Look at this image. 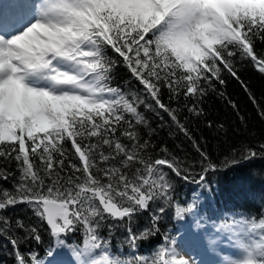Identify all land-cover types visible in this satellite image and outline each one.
I'll return each mask as SVG.
<instances>
[{
  "label": "snow or ice",
  "instance_id": "6c2138e0",
  "mask_svg": "<svg viewBox=\"0 0 264 264\" xmlns=\"http://www.w3.org/2000/svg\"><path fill=\"white\" fill-rule=\"evenodd\" d=\"M19 7L26 17L18 26L0 12V181L12 184L0 185V250L11 245L15 264H205L182 250L207 239L233 250L237 258L223 256V264H264V215L204 216L195 191L191 202L175 200L172 176L212 191L207 177L221 164L162 98L167 89L169 100L195 101L184 107L198 117L203 97L231 77L264 119L234 63L238 55L264 75L256 47L264 43V0H19ZM118 66L142 93L113 86ZM141 105L166 114L191 141L196 175L167 147L154 156L151 141L141 142L136 126L148 125ZM256 157H264V143L259 151L243 146L242 160ZM13 162L19 176L8 170ZM239 163L226 157L223 166ZM21 205L55 240L43 258L22 250L42 242L39 225L7 214ZM167 209L185 222L187 235L165 234L144 254ZM144 213L149 223L140 230L135 224ZM189 217L201 232L191 231ZM121 230L116 246L113 232ZM78 233L82 243L69 244Z\"/></svg>",
  "mask_w": 264,
  "mask_h": 264
},
{
  "label": "trees",
  "instance_id": "16d2710c",
  "mask_svg": "<svg viewBox=\"0 0 264 264\" xmlns=\"http://www.w3.org/2000/svg\"><path fill=\"white\" fill-rule=\"evenodd\" d=\"M256 47L259 53H264V43L257 41ZM108 54L112 55L110 51ZM234 63L241 80L248 85L260 108L264 109V75H261L250 62L241 60L238 55ZM113 86H119L129 92L142 93V87L132 79L123 66L117 67ZM216 89L217 91L209 90L199 103L198 106L203 109V114L198 117L189 113L184 107L185 104L191 106L195 101H186L183 96L179 100H169L167 89H164L162 93L163 101L172 108L178 109V117L188 128L191 136L205 147L217 163L221 164L219 172L210 173L207 177L212 191L202 190L190 182L172 176L176 189L173 195L176 201L191 202L195 191L200 195L201 203L204 205L201 213L204 216L212 213H228L229 215L240 213L259 218L264 215V157L245 161L241 159V155L243 146L253 147L259 151V144L264 143V119L260 117L248 94L236 80L228 77L226 85L217 84ZM221 91L224 96L218 94ZM145 99L147 102H151L150 98L145 97ZM229 100L235 102L238 109H233L228 103ZM139 110L148 121L147 126H136V130L141 136V142L145 139L151 141L155 149L154 156L161 154V148L167 147L170 153L183 159L185 163L191 164L192 175H196L200 170L196 163L199 157L192 148L191 141L178 131L166 114L160 113L158 116L156 112L149 110L144 105H141ZM210 121L212 127L208 126ZM219 125H223V129H220ZM65 149L70 154L72 152L71 144L66 143ZM233 156L240 160V163L224 167L225 158ZM69 158L73 163H79L75 157L69 156ZM8 170L13 171L15 176H19V172L15 171L14 162L8 166ZM61 174L63 175V173ZM0 185L9 189L12 187L10 181H0ZM167 211L169 214L158 222L159 233L151 238L153 243L143 244L141 251L144 254L150 252L155 243H164L163 236L165 234L178 237L186 230L185 222L177 220L172 209H167ZM7 214L13 220L21 218L33 225H39L42 242L40 244L24 243L22 250L24 252L34 250L43 258L44 250L49 244H55L47 226L38 221L30 208L23 205L18 206L14 211L9 210ZM188 219L192 221L191 225L195 224L191 217ZM147 223H149L148 214L144 213L137 217L135 227L143 230ZM102 232L106 234L105 230ZM19 235L22 236L23 233H19ZM112 241L116 246L121 245L122 230L113 232ZM68 243L81 244L82 236L78 233ZM0 264H15L11 254V245L0 250Z\"/></svg>",
  "mask_w": 264,
  "mask_h": 264
},
{
  "label": "rangeland",
  "instance_id": "374dc122",
  "mask_svg": "<svg viewBox=\"0 0 264 264\" xmlns=\"http://www.w3.org/2000/svg\"><path fill=\"white\" fill-rule=\"evenodd\" d=\"M8 1L10 3H12L13 6H16L19 4V0H8ZM9 9H11V7H9ZM23 20H24L23 18L20 19V21H23ZM20 21H15L17 26L19 25ZM9 22H10V20H9ZM191 231L192 232H201L202 230L196 228L195 224H194V225H191ZM182 235L186 236L187 231L185 230L183 232V234H181L180 236H182ZM187 243H188L189 248L195 247L194 245L191 244V241H188ZM222 248H224V245L219 243V242L216 245L209 246L207 243V239H205L204 243L199 248H196L195 251H189L188 249H184L182 251H183V254H185V255L190 254L198 262L203 261V262H205V264H223V262H222L223 256H229L230 258H237L236 256H233V250L232 249H228L226 251H221Z\"/></svg>",
  "mask_w": 264,
  "mask_h": 264
},
{
  "label": "bare ground",
  "instance_id": "6f19581e",
  "mask_svg": "<svg viewBox=\"0 0 264 264\" xmlns=\"http://www.w3.org/2000/svg\"><path fill=\"white\" fill-rule=\"evenodd\" d=\"M9 7H11L13 11L11 9H9ZM17 10H18V5L13 6L12 3H10L8 0H0V12L3 13V15H4L6 20L7 19L9 20L10 18H12V19H10V23L11 24H15L16 25L15 21H20V19H17V18L12 16V15L15 14V11H17ZM23 19H25V18H23ZM21 22H23V21H20V23Z\"/></svg>",
  "mask_w": 264,
  "mask_h": 264
}]
</instances>
